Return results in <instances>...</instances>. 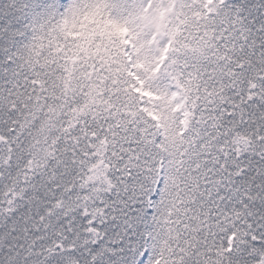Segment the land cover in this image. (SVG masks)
<instances>
[{"label": "snow or ice", "instance_id": "snow-or-ice-1", "mask_svg": "<svg viewBox=\"0 0 264 264\" xmlns=\"http://www.w3.org/2000/svg\"><path fill=\"white\" fill-rule=\"evenodd\" d=\"M0 264H264V0H0Z\"/></svg>", "mask_w": 264, "mask_h": 264}]
</instances>
